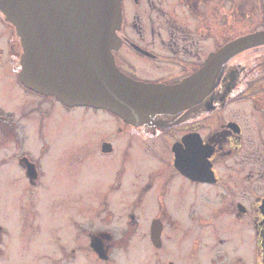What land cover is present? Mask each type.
<instances>
[{"label":"flooded vegetation","instance_id":"1","mask_svg":"<svg viewBox=\"0 0 264 264\" xmlns=\"http://www.w3.org/2000/svg\"><path fill=\"white\" fill-rule=\"evenodd\" d=\"M121 6V43L114 51L118 69L141 82L174 85L199 70L221 67L204 98L176 114L155 115L137 126L103 108L70 107L56 96H42L23 86L43 102L61 105L66 115L82 107L84 113L101 111L112 118L106 121L101 140L87 149L94 150L106 166L113 157V166L106 167L109 193L133 187L147 174L137 199L144 198L155 185L153 179L164 173L162 169L144 171L148 151L155 152L156 142L166 146L168 157H157L169 170L156 193L158 209L149 228L156 264H201L204 258L208 264H264V40L241 46L226 59L217 57L236 41L264 36V0H121ZM0 25L11 29L10 53L18 76L19 39L1 11ZM40 111L44 118L53 108ZM0 119L4 121L3 132L15 140L13 113H1ZM123 140L128 141L124 148L119 145ZM48 148L47 144L40 147L42 152ZM130 149L140 163L129 166L134 161ZM23 153L21 161L27 174L23 158L28 154ZM178 155L181 162L177 167ZM28 159L36 165L37 178L28 177L31 185L37 186L46 176L42 157L37 163ZM81 175L71 177L78 182ZM176 196L179 202L174 203ZM168 201L178 208L180 218L170 212ZM103 204L100 223L111 226L113 210L107 201ZM186 215L191 223L181 222ZM153 221L160 224L157 243L152 235ZM34 222H30L31 228ZM73 222V227L88 238L84 246L98 264H121L116 252L128 248L135 236L134 226L116 233L111 227H89L88 221H82V226L80 221ZM6 232L0 224V240ZM59 250L63 261L73 259L78 252L75 247L69 251L64 243Z\"/></svg>","mask_w":264,"mask_h":264},{"label":"rangeland","instance_id":"2","mask_svg":"<svg viewBox=\"0 0 264 264\" xmlns=\"http://www.w3.org/2000/svg\"><path fill=\"white\" fill-rule=\"evenodd\" d=\"M12 38L10 27L0 25V111L2 114L13 113L17 123V137L12 141L3 132L4 121L0 119V224L7 230L0 240V264H98L84 246L88 238L82 235L79 228L73 227V221H88L92 228L111 227L116 233L134 226L135 236L127 249L117 250L116 257L121 264H156L157 256L149 240V228L158 209L156 193L160 191L166 177L164 174L169 170L164 161L158 158V154L168 157L166 146L156 142L157 154L154 157V149L148 151L144 171L157 172L162 169L164 173L157 179L149 177L155 181V185L144 198L137 199L139 186L145 184L147 174L138 178L133 187L127 186L125 190L109 193L106 167L113 166V157L106 166V162L94 150L87 149L95 147L97 141L101 140L106 121L112 118L101 111L98 114L84 113L82 107L66 115L64 112L67 110L61 111V105H50L34 92H29L20 83L13 64L10 53ZM41 108H53L49 118L42 117ZM41 123L43 132L39 127ZM121 143L119 145L123 147L128 141ZM46 144L51 148L47 151L44 149L42 154L40 147ZM134 148L138 149L137 144ZM130 150L134 161L129 162V166L140 163L138 156H134V150ZM24 151L35 163L38 162L37 158L42 157L40 163L46 176L37 186L31 185V178L29 180L22 164ZM78 173L82 175L77 182L71 176ZM180 192H184V189H180ZM106 201L114 214L111 226L100 223ZM173 201L179 202L178 197H174ZM173 205L172 201H168L170 212L178 213V208ZM32 221H35L33 228L30 227ZM182 221L191 223L187 215ZM62 243L67 245L68 250L72 247L78 249L73 259H60ZM201 261V264H208L207 258Z\"/></svg>","mask_w":264,"mask_h":264},{"label":"water","instance_id":"3","mask_svg":"<svg viewBox=\"0 0 264 264\" xmlns=\"http://www.w3.org/2000/svg\"><path fill=\"white\" fill-rule=\"evenodd\" d=\"M0 11L21 44L18 76L25 87L70 107L103 108L132 125L194 105L208 94L221 68L207 67L174 85L141 82L121 72L114 57L121 43V0H0ZM260 40L263 35L236 41L217 57L226 59ZM176 157L178 167L181 157ZM23 162L36 179V165L26 156ZM152 224L157 243L160 224Z\"/></svg>","mask_w":264,"mask_h":264},{"label":"trees","instance_id":"4","mask_svg":"<svg viewBox=\"0 0 264 264\" xmlns=\"http://www.w3.org/2000/svg\"><path fill=\"white\" fill-rule=\"evenodd\" d=\"M19 43V42H18ZM18 51H17V54H18V56H20V53H21V50H22V48H21V44L19 43L18 44V49H17ZM10 120V119H9Z\"/></svg>","mask_w":264,"mask_h":264}]
</instances>
